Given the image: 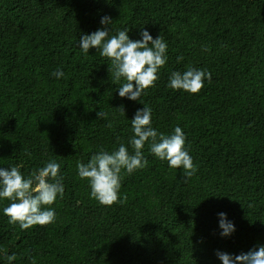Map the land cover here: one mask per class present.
<instances>
[{
    "label": "trees",
    "instance_id": "1",
    "mask_svg": "<svg viewBox=\"0 0 264 264\" xmlns=\"http://www.w3.org/2000/svg\"><path fill=\"white\" fill-rule=\"evenodd\" d=\"M104 16L110 36L128 30L136 40L146 28L168 45L139 102L118 96L126 81L108 58L77 47ZM189 67L211 80L197 94L167 87ZM142 104L158 133L181 127L195 171L185 179L148 141L147 165L122 170L120 200L100 205L77 163L127 146ZM51 160L65 188L50 206L55 220L22 230L0 201V264L12 254V264H221L217 250L264 244V0H0V167L27 177ZM220 212L235 224L229 237Z\"/></svg>",
    "mask_w": 264,
    "mask_h": 264
},
{
    "label": "clouds",
    "instance_id": "2",
    "mask_svg": "<svg viewBox=\"0 0 264 264\" xmlns=\"http://www.w3.org/2000/svg\"><path fill=\"white\" fill-rule=\"evenodd\" d=\"M111 22L110 17H102V27L91 34L82 33L77 47L84 54L95 49L101 57L108 58L115 69V79L119 81L123 78L126 81L116 89L118 96L139 102L145 89L154 86L159 79L158 72L167 62L168 45L159 35L153 38L146 28L140 29L139 39L136 40L130 38L128 30H117L110 36ZM51 75L59 80L65 73L57 68ZM205 80H211L210 72L189 67L182 73L173 71L167 87L174 91L197 94L203 88ZM119 109L125 115L123 106ZM105 115L97 113L98 118ZM151 115L152 110L146 105L136 110L130 120L132 136L127 146L120 143L111 152L101 149L87 163H77L78 177L88 182L89 197L100 205L111 206L120 200L122 170L132 174L147 165L142 149L148 141H151L149 152L166 161L169 168L181 169L185 179L195 171L181 127H175L169 135L158 133L152 127ZM129 147L134 150V154H129ZM64 190L60 165L55 160L46 162L35 174L27 177L19 166L0 167V201H9L2 213L9 218V223H18L22 230L54 222L56 213L50 206L58 197H63ZM217 218L221 237H229L236 231L235 224L228 219L227 213L220 212ZM216 256L221 264H264V244L238 255L217 250ZM6 258L9 264L16 259L15 254Z\"/></svg>",
    "mask_w": 264,
    "mask_h": 264
}]
</instances>
